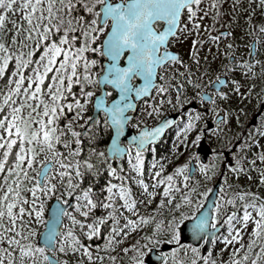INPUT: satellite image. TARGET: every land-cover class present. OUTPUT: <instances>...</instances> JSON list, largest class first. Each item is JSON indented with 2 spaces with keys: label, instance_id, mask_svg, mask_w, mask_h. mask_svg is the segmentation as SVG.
Masks as SVG:
<instances>
[{
  "label": "snow or ice",
  "instance_id": "snow-or-ice-1",
  "mask_svg": "<svg viewBox=\"0 0 264 264\" xmlns=\"http://www.w3.org/2000/svg\"><path fill=\"white\" fill-rule=\"evenodd\" d=\"M222 4L0 0V264H264V193L247 183L264 188V116L237 132L223 106L264 84V20L238 56ZM205 47L220 61L211 77ZM170 126L187 158L167 173L153 160L145 179ZM206 133L220 144L207 162Z\"/></svg>",
  "mask_w": 264,
  "mask_h": 264
},
{
  "label": "flooded vegetation",
  "instance_id": "flooded-vegetation-1",
  "mask_svg": "<svg viewBox=\"0 0 264 264\" xmlns=\"http://www.w3.org/2000/svg\"><path fill=\"white\" fill-rule=\"evenodd\" d=\"M247 2V0H240V7H238L235 11L231 10V5L234 2V0H223V4L221 7V11L224 14L231 13V17L233 18V31L234 36L233 40L236 45V51L237 55H247L248 52V44L249 41L253 39L252 36L247 35L246 33L252 28L253 24H260L262 20H264V8L259 7V0H251L254 5H251L252 7L249 8L248 5H243V3ZM250 16L252 23L245 25V17ZM227 24V21H222L220 26L218 27V31H222L225 25ZM192 38L188 37L187 40H184L182 43L178 45H174L173 48L176 51H179L182 55L185 54L186 48L189 46L190 40ZM259 47V45L257 46ZM215 55V48L213 47L212 51L209 52L207 47H205L201 51V56H207V61H202V69L208 68L209 77H211L215 71L216 66L218 63H220L219 59L216 61H213L212 57ZM257 59H259V56H256ZM238 75V74H237ZM206 82V81H205ZM243 83V81H242ZM227 87V86H225ZM262 88H264V84H260L258 81L257 87L253 92V95L251 97H241V96H232V98L224 103V107L230 108L232 113V127L237 132H247L249 128L255 129L257 126L261 123V117L264 116V91H262ZM246 91V89H244ZM199 107H203L200 105ZM91 109V106H90ZM239 110V111H237ZM170 115H177L176 111L173 109H169L168 113ZM239 116V124L236 123L235 117ZM177 119H179L177 115ZM208 126L212 127L213 123L211 120L207 121ZM137 130L132 128L131 125H129L128 129H126L124 137L122 139L126 142L128 138H130L131 132L135 134ZM98 143L100 147H103L105 143L109 141V135L108 133L101 132L98 135ZM177 143L176 139V128L173 126L170 128L163 139H161L158 143H155L151 147L155 148V152H146L145 153V179H147V169L152 164V161L155 160L161 164L164 163V160L167 161V163L164 165L165 173L171 172L179 163H182L186 160L187 154L186 152H179L176 155H173V144ZM220 144L216 141L215 137H210L207 133L205 134L202 143L198 146L197 150L200 152L202 159L207 162L209 158L212 156L213 152L217 149H219ZM163 158V159H162ZM123 163L125 167V172L128 171L126 159L121 161H114V164ZM96 181V187L97 189L103 188V186L106 184L109 177L105 173H101L98 177L94 178ZM113 182H118L115 178H112ZM251 185L253 190L261 191L264 193V188L259 187V185L256 182H247ZM211 186V185H209ZM134 190L137 188L136 185H133ZM157 198H154L152 203L149 204L146 208L141 206V210L145 214H149L154 208L157 207ZM102 211V210H99ZM98 211V214H99ZM166 211V210H162ZM187 223V222H186ZM226 226H222L220 232L224 231V228ZM131 242L130 240L128 241ZM203 243V242H202ZM207 248L211 249L213 248L212 244H208ZM157 252L159 253V249H157ZM205 255H207V251L204 252ZM215 254V253H214ZM217 259H220V256L216 257ZM223 259H227V253L225 252L223 255Z\"/></svg>",
  "mask_w": 264,
  "mask_h": 264
},
{
  "label": "water",
  "instance_id": "water-1",
  "mask_svg": "<svg viewBox=\"0 0 264 264\" xmlns=\"http://www.w3.org/2000/svg\"><path fill=\"white\" fill-rule=\"evenodd\" d=\"M170 117L173 118V119L178 120V119H177V115H170ZM171 127H173V126H170L169 129H170ZM127 129H128V128H127ZM169 129L165 130V132L161 135V137L157 140L156 143H158V142L160 141V139H162V138L165 136V134L167 133V131H168ZM132 135H134L133 132H131L130 137H131ZM220 229H221V228H220ZM187 234H188V230H187V228H185V235H187ZM157 255H158L157 251L154 252V253H153V257H152V259L155 260L156 257H157Z\"/></svg>",
  "mask_w": 264,
  "mask_h": 264
},
{
  "label": "rangeland",
  "instance_id": "rangeland-1",
  "mask_svg": "<svg viewBox=\"0 0 264 264\" xmlns=\"http://www.w3.org/2000/svg\"><path fill=\"white\" fill-rule=\"evenodd\" d=\"M243 5H254L253 2L251 0H247V2L245 1V3H243ZM18 15V14H17ZM244 178H242L243 180ZM256 181V174L253 173V180L252 181H248V182H255Z\"/></svg>",
  "mask_w": 264,
  "mask_h": 264
}]
</instances>
